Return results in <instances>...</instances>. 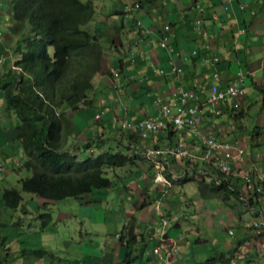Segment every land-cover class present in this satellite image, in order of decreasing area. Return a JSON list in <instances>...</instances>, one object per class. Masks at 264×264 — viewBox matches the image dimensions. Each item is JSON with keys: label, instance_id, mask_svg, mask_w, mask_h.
<instances>
[{"label": "crops", "instance_id": "1", "mask_svg": "<svg viewBox=\"0 0 264 264\" xmlns=\"http://www.w3.org/2000/svg\"><path fill=\"white\" fill-rule=\"evenodd\" d=\"M133 1L139 5L133 11V18L138 19L141 29L146 30L143 34L134 26L131 18L122 17L120 6L125 0H108L105 9L112 10L104 14L102 21H93L92 18L89 23V26L99 29L102 34L100 44L103 46L100 70L91 79V104L86 109L80 107L77 111L64 113L65 120L69 122L67 126L76 133L67 135L63 144L78 157L85 154L80 148L87 136L98 133L106 138L104 147L131 153L125 148L140 141L135 135L130 136L129 132L122 130L119 122L155 115L157 109L151 101L155 94L163 102H175L178 89L200 90L210 82L213 71L218 73L222 86L231 83L235 73L241 71L244 74V87L245 78H248L250 85L259 90L264 88V0H129ZM1 4L0 56H3V60L0 63V81L11 65L7 59L9 50L5 39L12 36L6 30L10 24L8 1L2 0ZM196 5L202 9L200 15ZM117 8L119 12H116ZM198 17L207 35L210 51L218 57L216 63L206 65L203 62L207 56L205 42L201 39L203 33L194 29V20ZM165 25L168 27L166 35L170 52L157 44ZM139 36L146 55L139 54L134 48L133 42ZM190 49L195 50L194 56L189 55ZM130 50L133 51L131 58ZM172 65L179 66L181 72L171 74L169 70ZM158 70H163L164 75L158 74ZM114 73L117 76H113ZM114 84H120L119 93L115 92ZM245 96L246 87L238 114L225 113L227 103L222 105V113L218 116L212 115L211 107H205L199 130L213 131L217 138L229 143L236 142L245 152L248 146L239 133L241 127L236 128L237 132L232 127L242 115ZM3 97L4 89L0 87V118L5 114L9 119L0 124L1 184L7 182L12 170H17L22 155L17 141L5 136L6 130L14 122L12 112L5 110ZM99 111H102L101 118L88 123L90 129H83L84 124L75 118V115L94 116ZM108 124L115 126L116 136L105 129ZM262 130L256 127L251 131L250 148L243 161L230 162L231 172L236 175L232 179L237 185L242 184L239 176L245 172L264 173V151L253 153L251 150V146L264 144ZM110 135L114 136L110 138ZM152 140L157 144L184 141L189 156L169 157V167L173 173H178L185 166L194 165L196 173L189 177L200 178L198 156L201 144L196 135L184 131L167 134L166 130L143 143L149 145ZM252 157L254 170H250L248 163ZM152 170L150 164L140 157L125 166L107 170L109 187L104 188L98 196L66 198L57 206H52V221L45 226L39 225L37 213L42 209L41 203L51 205L54 202L26 194L29 205L26 210L33 208L32 213H23L20 220L8 209L0 216V264H64L66 261L70 264H237V260L240 264H244V261H247L246 264H256L253 255L264 253V238H253L241 227L243 221L254 215L252 209H242L231 197L223 202L219 197L210 195L206 185L210 179L207 177L201 178L203 187L193 185L191 180L179 183V179H170V186H162L152 180ZM27 175L28 171L23 177ZM252 201L254 206L264 205V183L261 193ZM131 217H135V220L128 234L125 225ZM223 219L226 223L222 224ZM163 221L167 224L163 225ZM222 226L226 227V240L219 243L215 229ZM227 230H231V234ZM242 237L247 239L237 245L236 242ZM162 238L164 243L169 242L173 247L165 261H157L152 249L162 245L159 241ZM68 241L86 242L88 249L85 253L60 254L58 244ZM207 244L215 247L216 257L207 259L199 253ZM39 247L45 250L43 255H28L35 254L32 249ZM231 248L236 250L225 261L228 255L221 254ZM49 250L58 256L47 257Z\"/></svg>", "mask_w": 264, "mask_h": 264}, {"label": "trees", "instance_id": "2", "mask_svg": "<svg viewBox=\"0 0 264 264\" xmlns=\"http://www.w3.org/2000/svg\"><path fill=\"white\" fill-rule=\"evenodd\" d=\"M7 1L10 24L6 30L15 36L13 53L16 56L12 64L17 69L9 68L5 72L0 87L4 89L5 110L13 114L14 125L7 135L12 136L21 149L17 170L24 168L29 175L19 179L17 188L6 186L0 189V205L3 211L9 209L16 219L21 220L23 213L34 211L33 208L26 210L29 205L23 193L52 201L51 205L41 203L42 209L37 213L39 225L45 226L52 221V206H57L66 198L98 196L110 185L107 170L130 164L139 156L104 147L106 138L100 133L87 137L82 143L80 149L85 151L82 157L63 144L67 135L76 133L67 126L69 122L65 120L64 113L90 106L91 79L100 70L103 58L102 34L97 27L89 26L94 14L93 1ZM133 4L138 5L125 0L121 5V14L123 18H131L135 26L138 19L133 18V11L139 5L133 8ZM115 10L119 12L118 8ZM214 72L210 74V82L200 90H184H193L197 96L203 94L205 87L212 83ZM240 112L239 107L237 114ZM168 130L167 134H172ZM232 178L229 177L224 184H215L210 179L206 184L209 194L223 202L231 197L242 209H248L250 205L259 207V204L252 205L257 193L245 203L238 201L235 195V186L238 185ZM189 180L203 187L201 178L189 177L177 182ZM128 222L125 228L130 234L133 217ZM241 227L253 238H264L263 228L257 234L244 226V221ZM246 239L242 237L236 244L241 245ZM159 241L169 245V242L164 243L163 238ZM235 250L231 248L221 255H228L225 258L228 261ZM32 252L34 256H40L45 250L39 247Z\"/></svg>", "mask_w": 264, "mask_h": 264}, {"label": "built area", "instance_id": "3", "mask_svg": "<svg viewBox=\"0 0 264 264\" xmlns=\"http://www.w3.org/2000/svg\"><path fill=\"white\" fill-rule=\"evenodd\" d=\"M2 0H0L1 6ZM137 4H133V8H137ZM196 11L200 15L202 9L199 6H195ZM126 9L130 10L131 8ZM135 27L143 34L146 30L140 28V22L136 20ZM168 27L165 25L162 28V35L159 38L157 44L171 51L170 46L167 43V31ZM194 29L197 32H202V40L205 42L206 58L203 62L207 65L209 63H216L218 57L214 56L210 51V44L207 41V35L202 27L200 17L194 20ZM1 34V33H0ZM134 48L141 55H146L147 51H144V46L141 45V36H139L134 42ZM133 55V51H129V57ZM190 56L195 55V50L191 49ZM133 61L134 58L132 57ZM3 60V56H0V63ZM10 68L17 69V67L10 65ZM158 74L164 75L163 70H158ZM169 72L177 75L181 72V68L177 65H172ZM113 76H117L114 73ZM243 72L239 71L235 73L234 79L231 83L221 85L219 82V76L217 72L213 73V81L210 85L206 86L203 90L204 93L197 96L193 90L178 89L175 93V102L160 100V96L157 95L153 101V105L157 109V114L154 116H147L142 119L133 121H121L119 127L122 130L129 132L133 136L135 135L140 142L132 143L128 145V149L131 153L138 155L150 164L153 169L152 180L156 183L162 184V186H170L171 180H178L180 178L194 176L195 166L187 165L178 173H173L169 167V157L179 158L183 155H188L186 144L182 140H178L174 144L172 143H155V140L149 145L144 144L147 139L154 136L156 133L168 130L175 134L176 132H187L190 135H196L200 140L201 151L198 156V160L201 163V170L198 172L200 178L205 177L213 180L215 184H224L229 177L236 176L231 172L230 162L243 161L246 153L243 148L236 142H225L217 138L213 131L207 130L202 132L199 130V124L204 118L205 107H210L213 116L220 115L221 107L224 104H228V110L225 113L236 114L240 107L241 99L245 95V87L243 86ZM131 78V76H129ZM115 92H120V84H114ZM101 112L95 114V117H99ZM250 170L255 169L253 157L249 159ZM212 168L215 172L212 171ZM165 173L167 175H165ZM168 176V177H167ZM242 180V184L235 186L237 190L235 195L240 202H247L254 196V193H261L264 183L263 172H253L252 174L245 172L239 176ZM252 209L254 215L244 221V226L250 228L254 233H259L264 229V205L254 208L249 206L248 210ZM163 225L167 223L162 222ZM228 234H231V230H227ZM117 236V235H116ZM119 236V235H118ZM173 245H156L153 247L152 252L156 255L157 261H165L172 250Z\"/></svg>", "mask_w": 264, "mask_h": 264}, {"label": "rangeland", "instance_id": "4", "mask_svg": "<svg viewBox=\"0 0 264 264\" xmlns=\"http://www.w3.org/2000/svg\"><path fill=\"white\" fill-rule=\"evenodd\" d=\"M82 1H84V0H82ZM92 1H93V8L95 10V13L92 17L93 21L98 19V21L100 22L104 19V14L108 11H111L112 9L111 8L108 10L105 9V6L108 7V4H107L108 0H96V1L92 0ZM118 1H120V0H118ZM8 33H10V32H8ZM14 42H15V36H13V35L10 36L8 39L7 38L5 39V43L7 45L8 50H9L8 55H7L8 56L7 59H8L9 64H12V61L15 59V56H16L13 53ZM244 83H245V87H246V96H245V100L242 104V115L236 119V121L234 122L232 127H233L234 132H237V130H236L237 127H241V130L239 131V133L244 138V144L248 146L245 150V153H247V151L250 148L249 137H250L251 131L257 127V128H262L263 129L262 132H264V101H263L264 95H262V91L264 90V88L259 90V89L255 88L254 85H250L248 78H245ZM156 96H157V94H155V96L151 100L152 105H153V101L156 98ZM92 117L94 120L92 119ZM75 118L77 120H79L82 124H84L83 129H86V127L89 128V126H88L89 124H91L92 122L93 123L96 122L97 119L101 118V116L95 117V115L93 116V114L90 116L89 115H85V116L75 115ZM8 121H9V119L5 114L2 118H0V124L8 122ZM74 121H75V119H74ZM104 123H106V122H104ZM10 128H12V126ZM10 128H8L5 132V136L8 138H10V135H7V132ZM105 129L111 130V132L114 133V135L116 136L117 131L115 130V126H113L112 124L106 125ZM114 135H110V138H112ZM92 136H95V134ZM92 136H90V137H92ZM87 137H89V136H87ZM11 138H13V137L11 136ZM261 139H262V137H260L259 143H261ZM251 150L253 151V153L255 151H258L260 153V151H264V144L251 146ZM25 172H26V170L24 168H20L19 170H12L10 172V175L8 176L7 182H5L3 184L0 183V189H3L4 187L8 186V184L17 188V186L19 184L18 181L20 178H23V174ZM207 179L209 180V178H207ZM191 183H193V185H195L194 182H191ZM26 194L27 193H23L22 194L23 197H25ZM102 195H103V193H102ZM0 198H1V194H0ZM0 207H1V209H0V216H1L3 214V210H2L1 205H0ZM133 220H135V217H133ZM223 222L226 223V220L223 219L222 224H223ZM185 227H187V224H185ZM225 231H226V227H223V226L221 227V229H215V237L219 243H223L226 240V239H224V236H225L224 232ZM61 236H63V234H61ZM84 241H85V239H84ZM44 242H46V240ZM47 242H48V240H47ZM57 248L60 250V254H65V255H68V254L73 253V252L85 253L88 249V244L86 242H83V241H81V242L68 241L66 243L58 244ZM214 248L215 247L213 245L207 244V245L203 246L202 252H199V253L201 255H203L204 257H206L207 259H210L211 257L217 256V253L214 252ZM26 252H28V251H26ZM47 252H48L47 257L58 256V254H54L53 250H49ZM223 252H225V250H223ZM28 255H30V257H33V254L29 253ZM19 257H21V256H19ZM247 259L248 258H246V260ZM253 259H254V263H256V264H264L263 263L264 253L262 255H260V254L259 255H253ZM20 261H21V259H19V262ZM236 262H237V264H240L239 260H237ZM246 262L247 261H244V264H246ZM64 264H70V262L66 261V262H64ZM216 264H223V263L217 262Z\"/></svg>", "mask_w": 264, "mask_h": 264}]
</instances>
